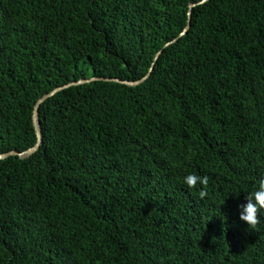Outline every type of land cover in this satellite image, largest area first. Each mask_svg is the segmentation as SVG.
Returning a JSON list of instances; mask_svg holds the SVG:
<instances>
[{
    "label": "trees",
    "instance_id": "1",
    "mask_svg": "<svg viewBox=\"0 0 264 264\" xmlns=\"http://www.w3.org/2000/svg\"><path fill=\"white\" fill-rule=\"evenodd\" d=\"M202 1L0 0V154L57 87L151 73L42 104L40 149L0 159V264H264V209L238 207L264 179V0Z\"/></svg>",
    "mask_w": 264,
    "mask_h": 264
},
{
    "label": "water",
    "instance_id": "2",
    "mask_svg": "<svg viewBox=\"0 0 264 264\" xmlns=\"http://www.w3.org/2000/svg\"><path fill=\"white\" fill-rule=\"evenodd\" d=\"M209 0H203L202 3H205ZM198 3H194L191 5V9H193V7H195ZM190 16H192V10L190 12ZM190 28V24L188 25V27L186 28V30L183 32V34H186L188 32ZM151 73H148V75L140 80H126V79H122V78H118V77H108V76H95V77H84L80 80L77 81H72L70 83H67L63 86L57 87L56 89H54L52 92L46 94L45 96H43L36 104L35 106V110H34V123H35V127H36V131H37V135H38V141L37 143L28 148L25 151H18V150H12L9 152H5L0 154V159H5L7 157H10L12 155H17L20 156L21 158H28L31 157L33 154H35L41 147L42 143H43V128H42V123H41V118H40V108L42 106V104L51 96L55 95L56 93L72 87V86H77V85H81V84H85V83H89L95 80H105V81H116V82H120V83H124L127 85H131V86H136L139 85L141 83H143L149 76Z\"/></svg>",
    "mask_w": 264,
    "mask_h": 264
},
{
    "label": "clouds",
    "instance_id": "3",
    "mask_svg": "<svg viewBox=\"0 0 264 264\" xmlns=\"http://www.w3.org/2000/svg\"><path fill=\"white\" fill-rule=\"evenodd\" d=\"M207 176H198L194 173L188 174L183 177V183L189 188H193L197 185L206 186L208 184ZM199 195L203 197L205 195L204 190L199 191ZM239 219L246 222L248 228L255 227L259 223L258 212L260 209H264V179L259 180L258 188L245 196V203L239 206Z\"/></svg>",
    "mask_w": 264,
    "mask_h": 264
}]
</instances>
